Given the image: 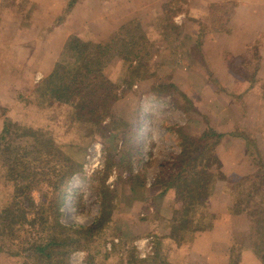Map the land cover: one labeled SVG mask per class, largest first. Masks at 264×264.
Returning <instances> with one entry per match:
<instances>
[{"label":"rangeland","instance_id":"obj_1","mask_svg":"<svg viewBox=\"0 0 264 264\" xmlns=\"http://www.w3.org/2000/svg\"><path fill=\"white\" fill-rule=\"evenodd\" d=\"M24 1L9 0L8 18L0 8V30L8 32L5 36L6 31H0V134L5 122L11 120L16 130L10 135L20 134L15 143L33 145V139L21 136L23 129L33 130L36 140L50 138L52 154L62 159L69 156L74 161L73 169L81 166L65 188L60 223L71 228L86 227L106 210L105 222L91 239H82L85 247L71 251L66 264H255L254 255L244 257L245 244L240 234L231 238V244H224L222 239L230 228L228 223L234 222L233 216L256 197L248 198L245 192L259 190L256 199L264 200V179H260L264 177V84L258 93H250L264 62V48L257 42L248 48L251 55L258 56L250 58V64L245 63L249 53L243 57V64L235 60L241 52L223 56L224 61L247 75L234 69L245 83L233 82L236 80L225 72L219 74L226 75L229 84L213 83L215 73L205 60L203 41L208 32L229 27L230 21L225 23L216 7L213 12L217 14L203 21L199 36L183 38L179 27L177 31L172 24L176 16L172 12L179 10L177 4L172 5L168 16L163 12L161 17L136 22L150 38L142 60L140 57L135 63L138 68L133 71L118 58L109 62L103 74L109 91L102 88L98 92H80L88 106L80 112L74 102L52 101L43 95L46 78L54 68L43 78H37L41 74L38 70L47 61L51 65L53 59L57 60L62 47L57 44L59 37L45 36L56 23L52 17H41L45 5H41L42 10H32V5ZM233 3L226 8L232 9ZM257 20L264 25L263 15ZM251 23L256 25L255 20ZM19 30L23 33L15 45L13 33ZM107 93L111 96L103 104L100 99ZM212 130L221 137L206 138V142H217L216 159L207 156L205 161L211 164L209 170H202L203 160L195 156L201 154L199 150L194 155V163L199 166L187 167L183 179L178 178V183L192 186L206 178L203 204H195L197 210L193 212L189 203H177L178 193L171 200L157 199L154 183L168 169L167 163L181 153L183 142ZM236 134L245 142L237 143L232 137ZM58 147L63 152L57 151ZM230 171L238 174L231 200L220 195L228 187L226 177H231L227 175ZM6 172L7 167L0 161V212L19 200ZM45 191L44 187L32 188L35 205L27 208L23 223L15 224L11 231L0 225V264H37L36 259L27 256L30 244L47 240V228L56 220L45 209ZM186 207L191 215L195 213L194 225L180 224ZM253 209L250 219L256 220L261 209ZM260 217L257 220L263 223L254 224L259 237L264 235V216ZM260 241L261 238L257 240ZM229 251L234 256L225 261L223 253ZM261 260L264 262V258Z\"/></svg>","mask_w":264,"mask_h":264},{"label":"trees","instance_id":"obj_2","mask_svg":"<svg viewBox=\"0 0 264 264\" xmlns=\"http://www.w3.org/2000/svg\"><path fill=\"white\" fill-rule=\"evenodd\" d=\"M172 24L178 31V26L174 23ZM149 40L148 33L133 21L124 24L118 31L102 41L92 42L78 37H71L64 45L53 72L46 78L45 88L42 91L43 95H48L52 101L74 102L75 106L82 112L88 107L86 105L87 99L80 96L79 93L82 91L86 94L91 91L98 92L102 88L105 91H109L108 87H106L108 81L103 77V74L107 64L115 58L127 62L130 69L136 71L138 67L135 63L147 51ZM249 51L237 56L235 60L243 64V60H245L243 57ZM254 52H258L259 55V50ZM251 54L252 52L249 53L245 63L250 64L251 60L258 57ZM250 58L252 59L247 62ZM140 60H142V57ZM229 66L240 74L245 75V77L247 76L241 72L240 68L233 67L231 64ZM254 70L256 71L257 69ZM110 96L111 94L109 95V93L103 94L100 101L105 104ZM87 120H85V123L88 122ZM81 121L84 123V119H81ZM90 124L92 123L90 122ZM15 127L11 120L5 122L0 134V161L7 167V179L14 188V196L19 200H16L14 204L0 212V225L4 229L8 228L11 231L15 224L23 223L26 219L27 208L35 205L31 199L32 188L44 187L46 189L43 193L44 202L47 203L45 209L52 213L56 220L47 228L49 233L47 240L43 238L33 241L28 249L31 252L27 256L33 260L36 259L37 264H66L71 251L85 247L82 245V239H91L93 232L101 223L105 222L104 214L106 210L96 218L94 223L86 227L77 226L71 228L60 223L58 218L65 198V188L74 172L79 170L81 166L77 165L78 167L73 169L74 161L69 156L62 159L61 156H56V153L52 154L49 148L50 138L46 139L48 143L45 142L46 140L43 137H40V139L38 137L36 140V134L33 130L26 131V129H23L24 132L21 135L29 140L33 139V145L25 146L21 144L23 141L15 143L14 139L20 136V134H16V136L10 135L15 132ZM207 137H216L218 139L221 134L212 130L210 134L204 133L200 137H189L187 141L183 142L181 153L167 163L168 169L166 168L162 176L154 183L157 188L155 195L157 199L162 200L166 197L171 200V196L178 193L177 203L183 201H185L186 205L189 203L192 205L190 208L193 209V212L197 210V207L194 208L195 204L197 206L203 204L201 197L207 189L206 178L205 182H198L195 186L187 183H178V178L183 179L188 172L187 167L199 166V163H194L195 156L203 160L202 163L200 162V165L203 164L202 170L205 172L209 170L211 164L209 162L205 164V161L207 156L213 160L216 159L215 149L217 148V142L213 144L210 143L211 141L206 142ZM56 150L63 152L59 147ZM199 150L201 154L195 155ZM52 156L58 161H55ZM251 191H254V188ZM104 206L106 207L105 203ZM17 207H20V209L17 210ZM178 211L179 209H176L175 212ZM193 215L186 207L184 213L182 212L180 216L181 226H187V223H193L194 225L195 216ZM177 220L179 221V219ZM43 223L46 224L47 222L44 221ZM198 224L199 222L197 221L196 225L198 226Z\"/></svg>","mask_w":264,"mask_h":264},{"label":"crops","instance_id":"obj_3","mask_svg":"<svg viewBox=\"0 0 264 264\" xmlns=\"http://www.w3.org/2000/svg\"><path fill=\"white\" fill-rule=\"evenodd\" d=\"M8 2L9 0L6 2L0 0V8L3 9L2 15L5 13L4 16H7V18L9 17V12L7 11ZM25 2L32 5V10H42L41 5H45L44 9L47 7L46 10L48 11L43 14V9L41 17L46 19L52 17L51 20L56 23H52L51 29L46 30L45 36L52 35L59 37L57 44L61 43L60 46L62 50L71 37H78L85 41L104 40L118 31L124 24L131 21H141V19H155L161 17L163 12H166V14L172 12L169 7L176 4L179 10L177 12H172L174 14L176 13L173 22L181 30L180 35H182L183 38L195 37L201 34V29L204 27L203 21L205 19H212V15L215 16L214 14L218 12L219 15L223 16L221 19H224L225 23L228 20L230 21L229 27L222 28L221 30L214 29L216 31L208 32L209 34L203 41V48L206 52L205 60L210 70L215 73L213 83L225 82L229 84V80H225L227 74L229 78H234L236 80L233 82L237 83V81H242L245 83L246 80L237 75L229 66V62L223 60V56L228 53L238 55V52H247L248 48L256 44V42L260 45L262 50L264 48V25H260V18L257 20L260 14L263 15L264 18V0H25L24 3ZM229 2H234L231 5L233 7L232 9L226 8ZM216 7L218 8L217 11L213 12ZM158 13L160 14L158 15ZM253 20H255L256 25L251 23ZM0 31L5 32L6 29ZM4 32H1V35H4ZM22 33V30L13 33V38L16 42L15 45L18 44L20 40L19 37ZM5 34V36H7L8 32L6 31ZM216 56L219 57L218 60H216ZM59 58L57 60L53 59L51 65L49 61H47V64L42 66L43 68L40 67L38 71H40L41 74H38L37 78H43L46 74H49L52 69L55 68ZM219 72H225L226 75L223 76L219 74ZM263 84L264 62L260 66L257 82L250 86L252 89L250 93H258L260 91L259 88L263 86ZM237 92L238 90L232 91L233 95ZM232 137L236 139L237 143L245 142V139L243 140L241 135L236 134ZM261 159V168L264 171L263 156ZM253 163L255 164L254 161ZM256 167L255 164L254 169ZM258 170L256 173H258ZM227 175L231 176L229 179L226 177L228 180L226 186L228 185V187L225 188L226 190L221 192L220 195L224 194L231 200L234 194V184L238 183V174L234 171H230ZM249 175H247V177ZM260 179H264V177ZM258 191L254 193V191L250 189L248 193H244L248 198L253 195L256 197L252 202H245L246 205H242L243 209L240 210L239 214L233 216L234 222L231 221L228 223L230 228L224 233L222 242L224 244H231V238L240 234L242 242L246 246V248L245 246L242 248L244 257L246 255H254L256 259L255 264H264L261 260L264 258V235L261 237L256 236L257 231L254 225L258 223V218H262L260 217L261 215L264 216V213H262L264 211V200L256 199L259 193ZM255 206L259 207L261 212H258L259 217L257 216V218H255L256 220H251L249 213L254 211L253 207ZM259 222L263 223V220ZM259 238H261L262 241L257 242ZM233 254L234 253L231 254L230 251L224 252L222 258L225 261L229 260ZM258 255L262 258L260 259Z\"/></svg>","mask_w":264,"mask_h":264}]
</instances>
